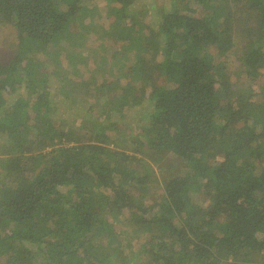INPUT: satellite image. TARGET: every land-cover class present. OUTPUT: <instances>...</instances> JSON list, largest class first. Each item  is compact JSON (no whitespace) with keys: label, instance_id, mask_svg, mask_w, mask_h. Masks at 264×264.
<instances>
[{"label":"trees","instance_id":"16d2710c","mask_svg":"<svg viewBox=\"0 0 264 264\" xmlns=\"http://www.w3.org/2000/svg\"><path fill=\"white\" fill-rule=\"evenodd\" d=\"M91 1L0 0V264H264V0H111L85 71Z\"/></svg>","mask_w":264,"mask_h":264},{"label":"rangeland","instance_id":"374dc122","mask_svg":"<svg viewBox=\"0 0 264 264\" xmlns=\"http://www.w3.org/2000/svg\"><path fill=\"white\" fill-rule=\"evenodd\" d=\"M110 1L111 0H94L91 2H87L91 11L84 15V18L82 19V22L84 25L91 24L92 27L90 30H83L85 33L83 37H78L74 40H63L61 42V45L63 47V50H61V54L59 58L67 62V57L69 56V53H77L79 58L80 56L84 55L87 57L86 61L79 62V67L86 71L88 64L92 65V67H96L95 60L99 62V58L101 55H108L110 52H112L113 46L111 45L112 42L108 38L101 37V34L104 30V28H108L110 26V19L107 16L108 9H110ZM171 0H137L136 4L134 6V10L139 12L140 15H143L142 18L145 20V23L151 22L156 24V20L159 18V13L161 9L165 6H170ZM166 9V8H165ZM127 22V21H126ZM17 34L18 29L15 28L14 25L10 23H3L0 20V51L9 53L11 50H13L14 43L17 41ZM82 39V40H81ZM81 40V41H80ZM73 41H77V44L73 45ZM104 43V44H103ZM108 46V50L105 49V46ZM240 50L237 51H231L228 56V66L235 71V73L239 74V83L241 85L246 84V80L243 79L245 74L243 73V63L240 60L239 54ZM110 63V62H109ZM108 63V64H109ZM98 65V64H97ZM112 72V71H110ZM99 73V74H98ZM97 74L100 75L101 72L99 71ZM88 75V74H87ZM101 76V75H100ZM20 92H23V89H21ZM60 99V98H59ZM31 111V110H30ZM139 111V112H138ZM146 111V110H145ZM143 110L139 108H130L126 110L127 114H143ZM69 114H73V112H70ZM167 161L170 162L171 158L173 160V156H167ZM148 159L151 160L149 156H147ZM152 161V160H151ZM181 164L177 166L176 171H181L182 173L189 170V166H186L185 163H182V161L177 160ZM155 165V168L157 170V177L158 179L154 182H151L149 184L150 191L147 195L149 201H154L157 199L160 195H162L163 192V183H162V174L163 170L160 166L161 163L153 162ZM122 226V225H119ZM125 229V228H124ZM144 235L141 234L140 238L144 240ZM137 237V236H136ZM135 237L132 236V240ZM135 243H137V238L135 239ZM257 260L264 261V256L261 254L257 257Z\"/></svg>","mask_w":264,"mask_h":264}]
</instances>
